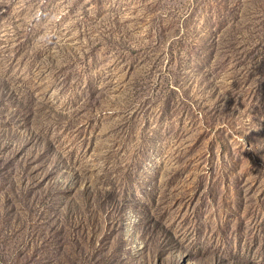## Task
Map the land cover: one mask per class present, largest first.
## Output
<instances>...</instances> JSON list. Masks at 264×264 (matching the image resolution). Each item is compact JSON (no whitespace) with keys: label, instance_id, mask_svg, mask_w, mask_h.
I'll return each instance as SVG.
<instances>
[{"label":"rangeland","instance_id":"1","mask_svg":"<svg viewBox=\"0 0 264 264\" xmlns=\"http://www.w3.org/2000/svg\"><path fill=\"white\" fill-rule=\"evenodd\" d=\"M0 264H264V0H0Z\"/></svg>","mask_w":264,"mask_h":264}]
</instances>
